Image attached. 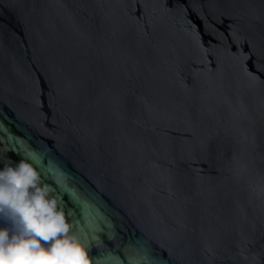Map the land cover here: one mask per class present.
Masks as SVG:
<instances>
[{
    "label": "water",
    "instance_id": "95a60500",
    "mask_svg": "<svg viewBox=\"0 0 264 264\" xmlns=\"http://www.w3.org/2000/svg\"><path fill=\"white\" fill-rule=\"evenodd\" d=\"M21 162L87 264H264V0H0Z\"/></svg>",
    "mask_w": 264,
    "mask_h": 264
},
{
    "label": "clouds",
    "instance_id": "9594fccd",
    "mask_svg": "<svg viewBox=\"0 0 264 264\" xmlns=\"http://www.w3.org/2000/svg\"><path fill=\"white\" fill-rule=\"evenodd\" d=\"M38 183L27 163L0 168V219L12 225L0 228V264H78L80 248L72 237L57 238L69 229ZM37 232L54 235L51 247L41 246Z\"/></svg>",
    "mask_w": 264,
    "mask_h": 264
},
{
    "label": "snow or ice",
    "instance_id": "6c2138e0",
    "mask_svg": "<svg viewBox=\"0 0 264 264\" xmlns=\"http://www.w3.org/2000/svg\"><path fill=\"white\" fill-rule=\"evenodd\" d=\"M3 167L4 165L0 163V168H3ZM62 223H64V220ZM56 231L59 232L60 229L57 228ZM37 235L40 237L42 241L48 242L45 244V247H51L53 239H54V235L52 234L44 235L40 232H37ZM77 260H78V264H87V260L84 258V254L80 250L77 251Z\"/></svg>",
    "mask_w": 264,
    "mask_h": 264
},
{
    "label": "trees",
    "instance_id": "16d2710c",
    "mask_svg": "<svg viewBox=\"0 0 264 264\" xmlns=\"http://www.w3.org/2000/svg\"><path fill=\"white\" fill-rule=\"evenodd\" d=\"M5 227L11 228L12 225L9 222L4 221L3 219H0V228H5Z\"/></svg>",
    "mask_w": 264,
    "mask_h": 264
}]
</instances>
